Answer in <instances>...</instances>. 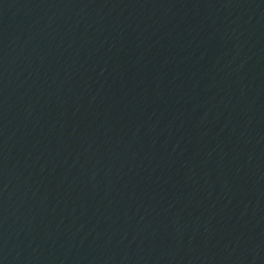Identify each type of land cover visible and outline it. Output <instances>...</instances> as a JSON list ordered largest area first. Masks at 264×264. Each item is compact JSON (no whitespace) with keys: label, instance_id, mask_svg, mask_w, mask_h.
I'll return each instance as SVG.
<instances>
[{"label":"water","instance_id":"obj_1","mask_svg":"<svg viewBox=\"0 0 264 264\" xmlns=\"http://www.w3.org/2000/svg\"><path fill=\"white\" fill-rule=\"evenodd\" d=\"M0 264H264V0H0Z\"/></svg>","mask_w":264,"mask_h":264}]
</instances>
